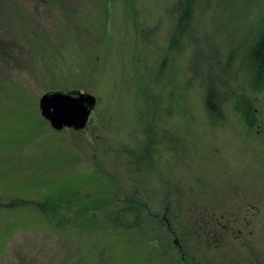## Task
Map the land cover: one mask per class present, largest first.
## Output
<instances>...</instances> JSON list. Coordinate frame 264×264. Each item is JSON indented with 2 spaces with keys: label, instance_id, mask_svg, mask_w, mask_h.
<instances>
[{
  "label": "rangeland",
  "instance_id": "obj_1",
  "mask_svg": "<svg viewBox=\"0 0 264 264\" xmlns=\"http://www.w3.org/2000/svg\"><path fill=\"white\" fill-rule=\"evenodd\" d=\"M176 1L0 0V264H188L180 244L264 264V83L245 58L264 0H198L169 46ZM77 89L96 98L85 127L53 129L39 97ZM49 197L69 206L57 224L35 210Z\"/></svg>",
  "mask_w": 264,
  "mask_h": 264
},
{
  "label": "trees",
  "instance_id": "obj_2",
  "mask_svg": "<svg viewBox=\"0 0 264 264\" xmlns=\"http://www.w3.org/2000/svg\"><path fill=\"white\" fill-rule=\"evenodd\" d=\"M53 1L56 2L57 0ZM174 5L175 6H173V10L175 13L170 30L169 46L181 42V37L184 36L193 25L192 20L194 18L196 9L200 7L198 0H177ZM245 58L254 83H264V24L259 30L255 40L247 49ZM222 101L223 98L215 100V96H213L212 99L210 95L204 96L205 107L208 112V117L211 121L217 119L215 112L221 113V107L223 105ZM232 105L234 109L241 114L245 124L251 126L253 123V116L251 115L252 109L250 108V105L247 103L246 99L241 100L240 97H237ZM57 202H59V205H57ZM23 204L18 202L16 206H23ZM68 207L69 206L66 204V202L62 201L61 199L49 197L43 200L41 203H38L35 207V210L41 214L43 218L47 220V222L52 224L53 220H55L54 224H57L59 221L57 217L63 216L62 213L64 212H62V209ZM121 210L131 212L135 216L136 219L133 220L135 225L139 219L141 221V213L139 216V207L134 204L133 200L123 205ZM164 220L166 221V218ZM164 220H159L160 227L165 226L167 228L168 224ZM113 221L117 222L118 217H114ZM207 221H209V219L196 223V226H194L196 230L194 231V229H192L196 237L198 234L199 236H203L206 234V232L212 229V224ZM131 223L126 222L127 227L130 228L132 226ZM190 223L192 224V221H190ZM178 247L179 251L184 254L186 260H189L188 264H195L193 256L189 254L185 247L182 244L178 245Z\"/></svg>",
  "mask_w": 264,
  "mask_h": 264
},
{
  "label": "water",
  "instance_id": "obj_3",
  "mask_svg": "<svg viewBox=\"0 0 264 264\" xmlns=\"http://www.w3.org/2000/svg\"><path fill=\"white\" fill-rule=\"evenodd\" d=\"M95 103L94 95L79 89L47 91L38 99L41 116L55 130L64 127L83 129Z\"/></svg>",
  "mask_w": 264,
  "mask_h": 264
}]
</instances>
